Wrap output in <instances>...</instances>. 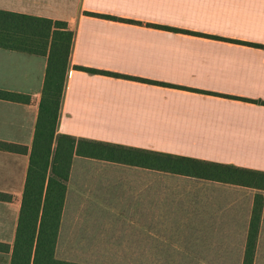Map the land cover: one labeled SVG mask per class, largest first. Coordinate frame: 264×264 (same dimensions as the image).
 Listing matches in <instances>:
<instances>
[{"label":"crops","instance_id":"crops-1","mask_svg":"<svg viewBox=\"0 0 264 264\" xmlns=\"http://www.w3.org/2000/svg\"><path fill=\"white\" fill-rule=\"evenodd\" d=\"M0 9L63 20L74 31L58 133L264 170V0H0ZM47 61L0 48V89L32 98L0 99V140L29 147L0 150V191L14 195L0 201V242L11 244L0 264H11ZM189 179L210 181L76 155L57 257L215 258L198 243L219 238L157 232L212 227L220 211L243 210L204 202L206 190ZM262 243L264 255V209L256 264Z\"/></svg>","mask_w":264,"mask_h":264},{"label":"trees","instance_id":"trees-1","mask_svg":"<svg viewBox=\"0 0 264 264\" xmlns=\"http://www.w3.org/2000/svg\"><path fill=\"white\" fill-rule=\"evenodd\" d=\"M73 39L74 31L66 21L0 9V48L48 59L11 264H86L61 259L56 254L67 181L76 155L256 189L246 236L240 239L237 247L241 253L239 264H256L264 209V170L58 133ZM78 68L92 73L121 75ZM0 99L20 103L32 100L29 94L5 89H0ZM0 150L29 153L27 145L4 140H0ZM13 199V194L0 191V201L11 202ZM232 248L236 250V244ZM10 250V243L0 242L1 252ZM186 262L218 264L215 258L184 257L141 258L138 264Z\"/></svg>","mask_w":264,"mask_h":264},{"label":"rangeland","instance_id":"rangeland-1","mask_svg":"<svg viewBox=\"0 0 264 264\" xmlns=\"http://www.w3.org/2000/svg\"><path fill=\"white\" fill-rule=\"evenodd\" d=\"M187 185L204 188L206 190V194L203 195L204 202L209 201L212 197L213 201H219L220 203H235L237 204V207L243 210L233 212V210L225 209L220 211V218L224 217V219H222V221L219 220V222L215 223L212 227L166 228L157 232L164 233L168 236L180 235L192 237L193 235H198L203 241L205 239L219 238L221 240L220 242L202 241L203 243H198L200 247L199 249L202 250V255L215 257L218 264H239L241 253L237 247L245 230V222H243V220L244 217L246 218L247 216V214L244 216L243 212L247 211V209L244 208L248 207L252 196H254L257 190L238 185L201 181L199 179H189ZM235 213L237 216L232 218ZM235 244L236 250L232 248ZM262 249L263 243L260 246V254L257 264H264V255L261 252Z\"/></svg>","mask_w":264,"mask_h":264}]
</instances>
